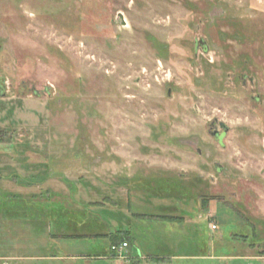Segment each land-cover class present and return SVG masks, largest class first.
<instances>
[{"label":"rangeland","instance_id":"obj_1","mask_svg":"<svg viewBox=\"0 0 264 264\" xmlns=\"http://www.w3.org/2000/svg\"><path fill=\"white\" fill-rule=\"evenodd\" d=\"M262 250L264 0H0V264Z\"/></svg>","mask_w":264,"mask_h":264},{"label":"trees","instance_id":"obj_2","mask_svg":"<svg viewBox=\"0 0 264 264\" xmlns=\"http://www.w3.org/2000/svg\"><path fill=\"white\" fill-rule=\"evenodd\" d=\"M52 211L55 212L56 214H59L58 213V209H53ZM66 213L69 215V214H72L74 212L71 211V210H68ZM161 218L164 219V220H171V221H175V220L178 221V220H183L184 219L183 216H162ZM120 234H122V235H120ZM131 234H132V232L130 230H127V229L126 230H119L118 229L115 232H111V233H100V234L99 233H91V234H88V235L87 234L78 233V234H69V235L67 234V235H64V236L72 237V238L82 237V236H90V237L106 236L111 241V245H110L111 254H114V253H116V251L112 250V246L116 245V241L121 240V243H122V241L128 240V241L131 242V237H132ZM261 253L264 254V250H262Z\"/></svg>","mask_w":264,"mask_h":264},{"label":"built area","instance_id":"obj_3","mask_svg":"<svg viewBox=\"0 0 264 264\" xmlns=\"http://www.w3.org/2000/svg\"><path fill=\"white\" fill-rule=\"evenodd\" d=\"M214 228H215V226H214ZM128 246V242H126V241H124V242H122V243H120V244H117V245H113L112 246V250L113 251H116V253L118 254V255H120V257H124V251H125V248Z\"/></svg>","mask_w":264,"mask_h":264},{"label":"flooded vegetation","instance_id":"obj_4","mask_svg":"<svg viewBox=\"0 0 264 264\" xmlns=\"http://www.w3.org/2000/svg\"><path fill=\"white\" fill-rule=\"evenodd\" d=\"M214 129H216V128H214ZM213 133H214V135H215L216 137H219V136H220V132H219V130H217V129H216Z\"/></svg>","mask_w":264,"mask_h":264}]
</instances>
